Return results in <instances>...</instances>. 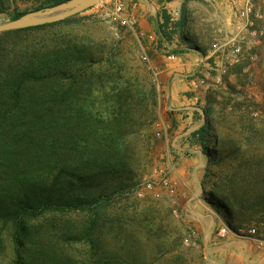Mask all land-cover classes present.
Instances as JSON below:
<instances>
[{"label": "rangeland", "instance_id": "rangeland-1", "mask_svg": "<svg viewBox=\"0 0 264 264\" xmlns=\"http://www.w3.org/2000/svg\"><path fill=\"white\" fill-rule=\"evenodd\" d=\"M3 1L0 24L50 6L48 0ZM98 7L18 34L22 49L35 51L55 70L26 90L27 97L52 100L56 126L35 137L40 141L46 133L52 144L31 141L24 148L26 140L16 137L20 125L0 122V199L27 183L46 185L66 167L78 171L86 159L92 163L85 168L91 169L79 173L115 164L106 170L122 168L129 186L105 171L95 176L102 179L98 192L115 193L100 211H45L27 219L23 260L255 264L264 255L251 243L236 239L226 247L231 239L216 244L213 237L219 239L217 227L226 220L246 221L250 213L240 214L223 198L226 192L241 199L264 188V45L247 37L239 61L210 64L201 99L190 110L193 122H209L207 153L193 142L201 155L180 154L173 140L186 114L177 118L166 108L145 43L127 27L106 25ZM202 41L212 45L209 39ZM163 175L176 181L175 196L142 189L144 182ZM210 230L211 237L204 238ZM11 231L12 224L0 220V264H13ZM245 249L253 257L244 259Z\"/></svg>", "mask_w": 264, "mask_h": 264}, {"label": "trees", "instance_id": "trees-1", "mask_svg": "<svg viewBox=\"0 0 264 264\" xmlns=\"http://www.w3.org/2000/svg\"><path fill=\"white\" fill-rule=\"evenodd\" d=\"M63 1L66 0H48V3L51 6ZM3 4L4 1L0 0V13L4 10ZM40 8L42 7L39 6L36 9ZM21 14L15 16L14 19ZM162 19L163 22L159 26L160 34L164 40L169 41L174 31L175 22L170 21V17L165 11L162 12ZM62 21L0 32V122L12 121L14 126L16 123L20 125L16 137L18 141L21 138L26 140L24 141V148L28 147L29 143L32 144V142L35 143L39 140L38 138L35 139L36 136H39L36 135L37 131L49 132V130L55 129L52 100L45 101L46 104L36 98L27 97L26 90L28 86L43 82L51 77L55 70L48 66V62L36 58L35 51L28 52L27 49H22L18 42V34L52 26ZM208 124L209 122L206 121L204 125L191 133L193 141L204 147L205 151L208 148L206 144L210 129ZM42 135L39 143L52 144L54 142L52 138L45 136L46 133ZM90 163L92 161L86 159L82 161L83 167H76L79 169L78 171H72L66 167L60 171V174L53 176L46 185L27 183L17 192H11L5 195L3 200L0 199V220L3 223L10 222L12 224L10 234L13 243V264H26L22 257V250L25 245L24 223L27 219L45 211H84L90 209L100 211L104 203L109 198L112 199L115 193L113 191L108 195L98 192L102 179L100 176L98 178L95 176L102 172L105 173V171L112 173L111 178L118 177L121 179V186L125 188L129 186L127 183L129 178L124 174L122 168L112 167L110 170H106L108 166L115 164L108 163L106 165L104 163L98 171L95 170L97 173L95 171H89L87 174L79 173L90 170L91 168H85ZM209 164L210 166L213 165L211 159ZM223 198L232 206L238 207L240 214L250 212L245 219L246 221L236 223L232 219L226 220V223L231 227L236 228L252 222L264 221V188L253 191L241 199L229 192H226ZM253 214L256 216L252 217Z\"/></svg>", "mask_w": 264, "mask_h": 264}, {"label": "crops", "instance_id": "crops-1", "mask_svg": "<svg viewBox=\"0 0 264 264\" xmlns=\"http://www.w3.org/2000/svg\"><path fill=\"white\" fill-rule=\"evenodd\" d=\"M125 6L136 19L134 33L145 43L151 55L149 63L157 73L160 90L167 100L166 108L172 110L177 118L180 113L186 114L187 118L180 122L174 136L175 149L180 154L201 155L200 146L194 144L191 137L201 123L191 120L194 98L190 79L196 73L208 70L210 63L219 67L227 58V54L215 53L202 40L213 42L233 34L230 20L236 21V16L229 0H125ZM174 10L179 11V16L174 21L171 39L166 41L159 29L163 22L162 12L169 15ZM168 53L174 54V58H169ZM207 237H211V230L204 236ZM213 239L216 244L224 241L216 236ZM226 239H231L226 247L235 245L236 238ZM250 246L264 255V251L255 249L252 243ZM242 252L244 259L253 257V252L248 249ZM255 264H264V258H259Z\"/></svg>", "mask_w": 264, "mask_h": 264}, {"label": "built area", "instance_id": "built-area-1", "mask_svg": "<svg viewBox=\"0 0 264 264\" xmlns=\"http://www.w3.org/2000/svg\"><path fill=\"white\" fill-rule=\"evenodd\" d=\"M229 4L236 16V21L230 20V25L234 29L233 34L214 40L211 49L215 53L227 54V59L237 62L244 53L243 45L247 37L264 45V0L260 1V3L258 0H242L241 2L229 0ZM96 13L110 27L117 25L135 31L136 19L126 10L125 0L102 1L99 3ZM178 16L179 11L177 10L169 13L171 22H174ZM167 56L174 58L172 53H168ZM145 58L147 59V57ZM208 75V70H206L191 77L190 87L195 101L201 99L202 88L206 85ZM196 110L200 111L199 108H196ZM142 189L153 192L161 189L168 195L175 196L177 183L173 178L163 175L158 181L147 180L143 183ZM216 235L219 238L233 237L249 241L254 245L255 249L264 251V221L252 222L236 228L231 227L227 223H222L217 227Z\"/></svg>", "mask_w": 264, "mask_h": 264}, {"label": "water", "instance_id": "water-1", "mask_svg": "<svg viewBox=\"0 0 264 264\" xmlns=\"http://www.w3.org/2000/svg\"><path fill=\"white\" fill-rule=\"evenodd\" d=\"M103 0H66L48 7L29 11L0 24V32L54 23L99 4Z\"/></svg>", "mask_w": 264, "mask_h": 264}]
</instances>
